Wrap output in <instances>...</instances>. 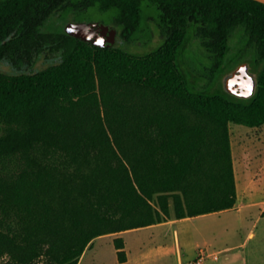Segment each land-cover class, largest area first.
<instances>
[{
	"label": "trees",
	"instance_id": "obj_1",
	"mask_svg": "<svg viewBox=\"0 0 264 264\" xmlns=\"http://www.w3.org/2000/svg\"><path fill=\"white\" fill-rule=\"evenodd\" d=\"M94 8L113 10L127 42L155 19L161 44L140 53L43 30ZM193 39L211 58L202 85L183 65ZM41 55L61 60L0 70V264H79L98 236L236 206L230 123L264 124V2L0 0V62ZM243 62L251 96L222 82ZM115 246L127 264L122 236Z\"/></svg>",
	"mask_w": 264,
	"mask_h": 264
},
{
	"label": "rangeland",
	"instance_id": "obj_2",
	"mask_svg": "<svg viewBox=\"0 0 264 264\" xmlns=\"http://www.w3.org/2000/svg\"><path fill=\"white\" fill-rule=\"evenodd\" d=\"M61 12L52 14L43 30L68 31L75 21L114 24L113 10ZM150 13L155 14L152 8ZM144 25L146 31L136 40L122 39L119 46L140 53L159 46L163 38L156 20H146ZM243 44L244 31L239 28L232 37L229 56H236ZM60 60V55L52 58L41 55L33 66H17L3 60L0 70H40ZM183 61L193 81L200 85L208 81L206 66L210 65L211 58L198 39L188 44ZM246 63L257 78L252 65ZM230 132L238 190L234 208L98 236L87 247L79 264H124L115 246L118 236L125 240L127 264H181L195 259L201 249L212 254L202 264H264V124L248 126L231 122Z\"/></svg>",
	"mask_w": 264,
	"mask_h": 264
},
{
	"label": "water",
	"instance_id": "obj_3",
	"mask_svg": "<svg viewBox=\"0 0 264 264\" xmlns=\"http://www.w3.org/2000/svg\"><path fill=\"white\" fill-rule=\"evenodd\" d=\"M259 1L264 2V0ZM71 25L68 32L98 46H119L122 41L120 29L115 24H105L102 21H75ZM256 86L257 78L246 62L239 64L225 77L226 89L238 96H251Z\"/></svg>",
	"mask_w": 264,
	"mask_h": 264
},
{
	"label": "built area",
	"instance_id": "obj_4",
	"mask_svg": "<svg viewBox=\"0 0 264 264\" xmlns=\"http://www.w3.org/2000/svg\"><path fill=\"white\" fill-rule=\"evenodd\" d=\"M210 255L212 254L208 253L205 249H201L199 251L198 256L195 259L190 260V261H183L181 262V264H202L205 261L206 257Z\"/></svg>",
	"mask_w": 264,
	"mask_h": 264
},
{
	"label": "crops",
	"instance_id": "obj_5",
	"mask_svg": "<svg viewBox=\"0 0 264 264\" xmlns=\"http://www.w3.org/2000/svg\"><path fill=\"white\" fill-rule=\"evenodd\" d=\"M168 222V221H165V223Z\"/></svg>",
	"mask_w": 264,
	"mask_h": 264
}]
</instances>
